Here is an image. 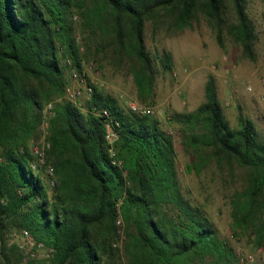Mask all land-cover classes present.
Listing matches in <instances>:
<instances>
[{
	"label": "trees",
	"instance_id": "1",
	"mask_svg": "<svg viewBox=\"0 0 264 264\" xmlns=\"http://www.w3.org/2000/svg\"><path fill=\"white\" fill-rule=\"evenodd\" d=\"M230 1L233 19L224 0H0L1 264H117L120 216L124 264H243L204 206L186 196L173 135L155 115L122 106L94 84L83 106L63 98L66 69L81 71L85 57L98 61L104 53L129 65L139 100L153 105L157 71L145 42L148 20L182 30L202 12L221 46L227 32L255 59L258 36L247 0ZM161 63L171 70L173 54L166 51ZM205 96L193 111L170 117L195 158L187 169L199 174L215 164L234 182L242 173L229 196L232 235L263 246L264 129L242 113L239 127L230 125L213 75ZM57 98L41 160L32 142L43 107ZM104 108L109 116L98 113ZM25 231L47 257L28 259L10 241Z\"/></svg>",
	"mask_w": 264,
	"mask_h": 264
},
{
	"label": "rangeland",
	"instance_id": "2",
	"mask_svg": "<svg viewBox=\"0 0 264 264\" xmlns=\"http://www.w3.org/2000/svg\"><path fill=\"white\" fill-rule=\"evenodd\" d=\"M224 2L227 16L230 19L235 18L231 1L224 0ZM247 9L254 21L258 36L255 59L249 58L242 46L227 32H224L225 44L221 46L217 40L214 25L202 12L197 14L191 26L182 30L175 26L169 27L168 24L155 27L153 21L148 20L145 42L155 59L157 71L155 103L152 106L156 108L155 116L160 120L162 127L172 131L180 180L186 196L204 206L219 235L232 243L242 262L264 264V245L254 247L247 237L237 239L232 235L229 196L235 186L240 185L242 173L237 170L238 178L234 182L227 172H221L215 164H210L199 174L194 170L189 171L187 165L195 158L184 146L179 126L170 120L175 112L193 111L205 101V85L209 75H213L230 125L234 128L239 127V117L242 113L253 119L259 129H264V0H247ZM74 19L77 20L78 16L75 15ZM77 38L81 50L86 51L83 33L80 30L77 32ZM166 51L173 54L171 70H165L161 63V57ZM65 64H68V60H63V65ZM81 71L85 72L89 83L117 98L122 106L127 108L129 100L141 102L129 65L119 64L117 60L111 58L110 54L106 57V54L101 53L98 61L85 57ZM71 73L72 69L67 68L66 75L69 83ZM72 84L76 83L72 82ZM63 98L68 99L66 91ZM59 100L57 98L48 102L42 109L43 118L39 133L32 142L34 151L36 149L43 151L48 145L49 122L55 114V102ZM86 100L85 96L81 97V105ZM47 183L49 184L48 178ZM120 218L121 224L117 222L120 235L116 244L122 250L115 259L117 264H124L126 256L123 245L126 234L123 219L121 216ZM10 238L11 242L21 245L28 259L33 257L32 253H39V257H47V252L37 249L32 238L25 234L14 233L10 235Z\"/></svg>",
	"mask_w": 264,
	"mask_h": 264
},
{
	"label": "built area",
	"instance_id": "3",
	"mask_svg": "<svg viewBox=\"0 0 264 264\" xmlns=\"http://www.w3.org/2000/svg\"><path fill=\"white\" fill-rule=\"evenodd\" d=\"M68 64L71 65V60H68ZM76 83V84H72ZM93 92V85L92 83L88 82V79L85 75V72L79 71L77 69H72L71 73V82L67 86L66 90V97L78 105H81L80 98L85 96L87 99L91 96ZM128 107L139 113L140 115H155L156 114V108L152 105H147L144 103H141L137 100H129L127 101ZM50 108H52V104H50ZM53 112V111H52ZM102 116H109L108 109H102L98 112ZM172 133V131H168ZM116 137L115 132L113 131L112 127L108 125V131L106 138L108 141L112 142ZM35 152L41 156V160H43V151H39V149H36ZM118 224H121V218L118 219ZM24 234L31 238L28 231H25ZM244 264V262H242Z\"/></svg>",
	"mask_w": 264,
	"mask_h": 264
}]
</instances>
